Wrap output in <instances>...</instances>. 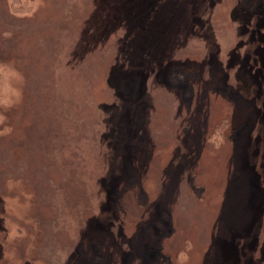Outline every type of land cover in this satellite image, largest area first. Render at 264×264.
Masks as SVG:
<instances>
[{
  "label": "rangeland",
  "instance_id": "1",
  "mask_svg": "<svg viewBox=\"0 0 264 264\" xmlns=\"http://www.w3.org/2000/svg\"><path fill=\"white\" fill-rule=\"evenodd\" d=\"M0 264H264V0H0Z\"/></svg>",
  "mask_w": 264,
  "mask_h": 264
}]
</instances>
